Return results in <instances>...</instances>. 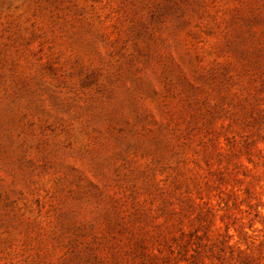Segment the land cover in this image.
Masks as SVG:
<instances>
[{
    "label": "rangeland",
    "instance_id": "374dc122",
    "mask_svg": "<svg viewBox=\"0 0 264 264\" xmlns=\"http://www.w3.org/2000/svg\"><path fill=\"white\" fill-rule=\"evenodd\" d=\"M0 264H264V0H0Z\"/></svg>",
    "mask_w": 264,
    "mask_h": 264
}]
</instances>
